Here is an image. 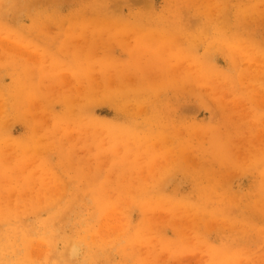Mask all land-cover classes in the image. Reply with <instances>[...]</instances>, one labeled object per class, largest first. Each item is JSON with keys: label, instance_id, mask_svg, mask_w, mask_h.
<instances>
[{"label": "rangeland", "instance_id": "rangeland-1", "mask_svg": "<svg viewBox=\"0 0 264 264\" xmlns=\"http://www.w3.org/2000/svg\"><path fill=\"white\" fill-rule=\"evenodd\" d=\"M0 264H264V0H0Z\"/></svg>", "mask_w": 264, "mask_h": 264}, {"label": "bare ground", "instance_id": "bare-ground-1", "mask_svg": "<svg viewBox=\"0 0 264 264\" xmlns=\"http://www.w3.org/2000/svg\"><path fill=\"white\" fill-rule=\"evenodd\" d=\"M133 58V57H132ZM197 167H198V164H197ZM192 168V167H191ZM203 170V169H202ZM194 171V170H193ZM201 172V171H200Z\"/></svg>", "mask_w": 264, "mask_h": 264}]
</instances>
